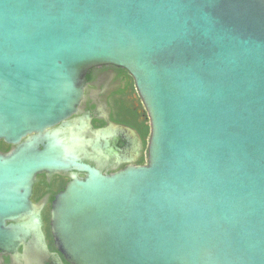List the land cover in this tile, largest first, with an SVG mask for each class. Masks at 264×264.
Here are the masks:
<instances>
[{"label": "water", "instance_id": "obj_1", "mask_svg": "<svg viewBox=\"0 0 264 264\" xmlns=\"http://www.w3.org/2000/svg\"><path fill=\"white\" fill-rule=\"evenodd\" d=\"M103 64L152 123L113 174L47 131ZM0 140V250L43 235L38 174L74 167L52 224L75 264H264V0H0Z\"/></svg>", "mask_w": 264, "mask_h": 264}, {"label": "flooded vegetation", "instance_id": "obj_2", "mask_svg": "<svg viewBox=\"0 0 264 264\" xmlns=\"http://www.w3.org/2000/svg\"><path fill=\"white\" fill-rule=\"evenodd\" d=\"M47 131L63 138L71 155L105 174L149 162L151 117L135 77L124 67H91L77 111ZM75 176L86 179L88 173L73 167L38 174L31 199L42 206L43 235L26 238L17 252L0 250V264H75L59 247L52 224L55 200Z\"/></svg>", "mask_w": 264, "mask_h": 264}, {"label": "trees", "instance_id": "obj_3", "mask_svg": "<svg viewBox=\"0 0 264 264\" xmlns=\"http://www.w3.org/2000/svg\"><path fill=\"white\" fill-rule=\"evenodd\" d=\"M12 147V145L7 144L5 141L0 140V148L2 151L6 152L8 151L10 148Z\"/></svg>", "mask_w": 264, "mask_h": 264}]
</instances>
